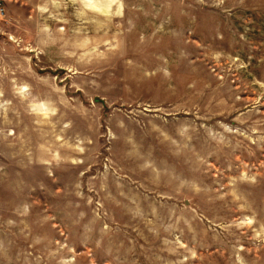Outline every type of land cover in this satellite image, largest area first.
Here are the masks:
<instances>
[{
  "label": "rangeland",
  "instance_id": "rangeland-1",
  "mask_svg": "<svg viewBox=\"0 0 264 264\" xmlns=\"http://www.w3.org/2000/svg\"><path fill=\"white\" fill-rule=\"evenodd\" d=\"M0 7V264H264V0Z\"/></svg>",
  "mask_w": 264,
  "mask_h": 264
},
{
  "label": "built area",
  "instance_id": "built-area-1",
  "mask_svg": "<svg viewBox=\"0 0 264 264\" xmlns=\"http://www.w3.org/2000/svg\"><path fill=\"white\" fill-rule=\"evenodd\" d=\"M4 13V8L0 7V15H2Z\"/></svg>",
  "mask_w": 264,
  "mask_h": 264
}]
</instances>
